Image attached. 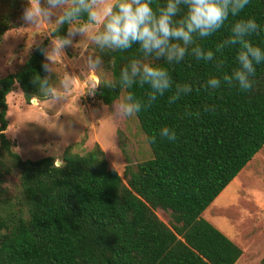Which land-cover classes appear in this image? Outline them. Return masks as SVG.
Instances as JSON below:
<instances>
[{
    "label": "trees",
    "instance_id": "16d2710c",
    "mask_svg": "<svg viewBox=\"0 0 264 264\" xmlns=\"http://www.w3.org/2000/svg\"><path fill=\"white\" fill-rule=\"evenodd\" d=\"M166 2L151 0L150 6L157 11ZM179 8L174 20L186 15L187 6ZM248 19L258 29L245 39L264 51V0L229 13L208 37L194 33L178 63L147 55L138 44L123 51L96 45L110 77L100 80L93 97L109 106L122 92L125 98L131 93L127 102L141 104L134 116L151 153L134 169L123 155L121 177L96 144L83 155L65 149L58 165L50 156L21 159L4 135L6 96L18 89L26 103L50 97L42 88L45 78L51 88V80L37 45L14 72L0 77V233L7 232L0 235V264H234L241 250L200 215L264 145V62L255 65L248 92L223 80L240 67V45L227 43L232 27ZM13 22L14 15L0 14V43ZM68 27L55 24L38 45L46 48ZM197 47L213 58L198 59ZM134 59L168 71L172 85L163 96L151 100V86L138 78L130 88L120 83L121 70ZM213 77L219 88L208 85ZM184 85L191 90L179 91ZM163 127L175 132V141L160 135ZM153 136L155 143L148 139ZM156 210L167 214L166 223Z\"/></svg>",
    "mask_w": 264,
    "mask_h": 264
},
{
    "label": "rangeland",
    "instance_id": "374dc122",
    "mask_svg": "<svg viewBox=\"0 0 264 264\" xmlns=\"http://www.w3.org/2000/svg\"><path fill=\"white\" fill-rule=\"evenodd\" d=\"M25 6L26 0H0V14L14 15V26L5 32L0 43V77L14 72L55 25V21L24 24L20 17ZM53 41L49 39L45 48L49 58L45 54L43 57L51 69L47 73L54 94L46 100L31 99L28 103L18 89L6 96L4 135L14 143L12 150L23 160L50 156L58 162L67 148L73 154L83 155L96 144L109 168L120 177L125 164L123 155L132 169L149 159L151 153L135 116L125 117L118 111V104L126 100L124 93L109 106L91 94L94 77H110L95 53L96 45L87 36H77L65 53L56 55L51 52ZM97 59L98 66L90 68L89 64ZM67 77L71 78L69 86L61 88ZM8 180L10 193L16 179ZM155 214L163 223L167 222L166 213L156 210ZM200 217L242 251L235 264H264V145Z\"/></svg>",
    "mask_w": 264,
    "mask_h": 264
},
{
    "label": "clouds",
    "instance_id": "9594fccd",
    "mask_svg": "<svg viewBox=\"0 0 264 264\" xmlns=\"http://www.w3.org/2000/svg\"><path fill=\"white\" fill-rule=\"evenodd\" d=\"M187 6L186 15L179 20H174L180 11L179 6ZM249 4V0H167L166 5L154 11L151 0H26V6L22 9L21 21L26 25H38L43 22L55 21L57 27L68 24L65 36L57 37L51 46V52L56 55L65 53V49L73 45L77 36L87 38L100 49L127 50L134 44L147 55L155 54L159 59L164 57L167 62H180L185 57L187 45L193 41V34L198 33L200 37H208L221 26L229 17V13L235 16ZM86 16V22H81ZM102 26L103 30H100ZM258 25L254 19H248L236 23L232 27L233 35L227 43L239 44L240 51L236 59L240 67L233 70L231 75H224L223 80L232 87H237L243 92L253 88L255 76V65L264 62V51L254 46L248 39L251 33L256 32ZM174 41H180L177 43ZM42 54L47 56L48 49L37 45ZM193 53L198 59L211 60V51L202 52L200 48H193ZM99 60L90 63V68L98 66ZM45 72L51 71L48 63L42 64ZM139 82L151 86L149 97L155 100L157 94L163 96L172 85L171 77L164 67L152 66L142 63L140 60H132L120 72V83L125 88H130ZM70 77L61 82V88L69 86ZM96 80L92 95L99 87L100 80ZM39 80L35 78L33 83ZM42 88L48 89L49 94H54L49 88L48 80L42 82ZM212 88H219L221 81L215 77L207 81ZM179 91H190L184 85L177 86ZM175 96L173 99H178ZM59 99V97H57ZM133 96L129 93L126 100L118 104V111L125 117H131L140 112L139 101L130 103ZM160 135L169 141L176 140V134L168 127L160 130ZM155 143V137L148 138ZM7 235V232L0 233Z\"/></svg>",
    "mask_w": 264,
    "mask_h": 264
},
{
    "label": "crops",
    "instance_id": "0c3cea01",
    "mask_svg": "<svg viewBox=\"0 0 264 264\" xmlns=\"http://www.w3.org/2000/svg\"><path fill=\"white\" fill-rule=\"evenodd\" d=\"M224 236H225V235H224ZM225 237H226V236H225ZM226 238L229 239L228 237H226ZM229 240L231 241V239H229ZM231 242H232V241H231ZM232 243H233V242H232ZM233 244H234V243H233ZM241 254H242V251H241ZM240 256H241V255H240ZM239 258H240V257H239ZM239 258H238V259H239ZM238 259H237V261H238ZM237 261H236V262H237ZM236 262H235V263H236ZM235 263H234V264H235Z\"/></svg>",
    "mask_w": 264,
    "mask_h": 264
},
{
    "label": "water",
    "instance_id": "95a60500",
    "mask_svg": "<svg viewBox=\"0 0 264 264\" xmlns=\"http://www.w3.org/2000/svg\"><path fill=\"white\" fill-rule=\"evenodd\" d=\"M58 164H59L58 162L55 163V165H58Z\"/></svg>",
    "mask_w": 264,
    "mask_h": 264
}]
</instances>
